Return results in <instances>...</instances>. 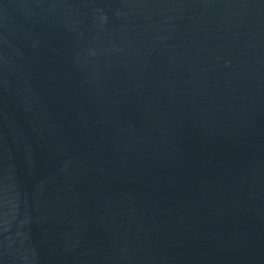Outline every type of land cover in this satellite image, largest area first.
<instances>
[{"label": "water", "instance_id": "water-1", "mask_svg": "<svg viewBox=\"0 0 264 264\" xmlns=\"http://www.w3.org/2000/svg\"><path fill=\"white\" fill-rule=\"evenodd\" d=\"M0 264H264V0H0Z\"/></svg>", "mask_w": 264, "mask_h": 264}]
</instances>
